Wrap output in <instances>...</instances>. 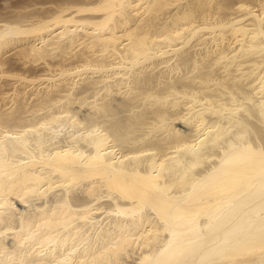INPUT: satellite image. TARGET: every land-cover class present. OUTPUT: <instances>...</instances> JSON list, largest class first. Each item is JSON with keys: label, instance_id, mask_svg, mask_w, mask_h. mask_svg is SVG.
<instances>
[{"label": "bare ground", "instance_id": "6f19581e", "mask_svg": "<svg viewBox=\"0 0 264 264\" xmlns=\"http://www.w3.org/2000/svg\"><path fill=\"white\" fill-rule=\"evenodd\" d=\"M262 20L264 0H0V136L20 137L0 148V260L79 261L87 242L140 264L163 234L157 175L190 238L238 233L244 189L197 181L264 140Z\"/></svg>", "mask_w": 264, "mask_h": 264}, {"label": "snow or ice", "instance_id": "6c2138e0", "mask_svg": "<svg viewBox=\"0 0 264 264\" xmlns=\"http://www.w3.org/2000/svg\"><path fill=\"white\" fill-rule=\"evenodd\" d=\"M91 134L97 138L103 135L99 129ZM11 139L19 140L20 137H12L10 132L4 131L0 136V148ZM220 175L231 177L236 186L244 189L246 221L238 233L218 240L216 246L211 249L204 243L203 237L190 238L189 232L185 230L186 225L181 222L182 217L170 202L169 189L159 186L160 177L157 175L155 182L150 184L149 190L145 191L144 195L151 196L155 201L151 205V211L156 214L154 218L158 221L156 227H162L163 234L156 233V242L148 246L150 255L144 256L140 264H249V261H254L257 254L261 257L259 264H264V140L257 146L240 138L238 143L224 148L219 167L214 168L209 177L197 183L207 188L208 181ZM124 195L135 201L138 193L127 191ZM3 207L4 205L0 204V209ZM148 207V204L142 203L138 210L141 214H147ZM209 220L211 229V217ZM18 235L22 237L21 251L30 247L38 238V233L31 231V225L27 235L23 227ZM115 247L112 245L96 256L94 253L98 252L99 248L91 249L88 243L84 242L83 259L77 261L76 256L80 253L74 248L73 253H69L56 264H118L112 259V249ZM89 256L92 258L88 259ZM0 264H33V262L23 258L16 260L12 256L6 261L0 260ZM46 264L53 262L47 261Z\"/></svg>", "mask_w": 264, "mask_h": 264}]
</instances>
